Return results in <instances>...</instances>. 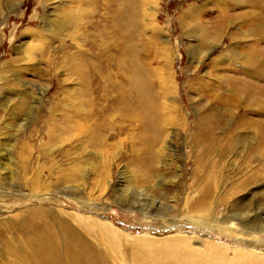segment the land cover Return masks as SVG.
<instances>
[{"label": "rangeland", "instance_id": "1", "mask_svg": "<svg viewBox=\"0 0 264 264\" xmlns=\"http://www.w3.org/2000/svg\"><path fill=\"white\" fill-rule=\"evenodd\" d=\"M74 1L0 0V99L12 101L3 111L8 101L0 100V193L9 190L0 194V264H42L26 240L30 234L41 238L47 227L64 252L59 220L70 222L104 264H133L137 242L148 235L189 237L192 250L215 264H264V154L254 129L264 126V113L256 102L246 103L264 99L252 88L264 89V81L233 60H244L248 51L259 57L243 49L252 36L240 26L246 12L260 14L258 7L236 6L228 14H246L221 25L218 10L227 0H156L159 31L150 41L144 21V39L154 45L143 52V84L171 119L153 151L135 141L140 129L125 128L124 121L101 145L79 139L78 131L67 133L68 123L88 112L79 91L85 69L79 70L74 49L66 51L68 44L83 43L82 29L59 24L68 22L64 15L75 9ZM215 29L218 39L209 34ZM7 81L16 85L5 87ZM245 81L252 85L249 97H242ZM209 115L222 121L212 136L225 140L204 154L196 147L197 124ZM228 135H239L240 143L224 151ZM77 166L82 171L75 182H59ZM194 203L205 206L192 211ZM103 221L127 237L114 233L107 240Z\"/></svg>", "mask_w": 264, "mask_h": 264}, {"label": "bare ground", "instance_id": "2", "mask_svg": "<svg viewBox=\"0 0 264 264\" xmlns=\"http://www.w3.org/2000/svg\"><path fill=\"white\" fill-rule=\"evenodd\" d=\"M227 1H229L230 4L218 10L221 15L219 17V23L225 24L230 18H238V15H245L247 13L245 21L241 22L238 20L242 23L240 26L244 27L242 32L248 37L252 36L250 37L251 41L245 43L246 45L243 49L252 48L253 54H259V57L255 59L252 57V53L248 51L244 54V60L240 58H233V60L236 65L243 67L245 74L252 76L251 78L257 77L261 79V81H264V49H260L261 43L264 42V0ZM74 2L75 9L72 13H68L67 11L64 15L68 18V22L63 23L59 20V24L60 28L67 30L71 28L75 29L76 27L82 29L83 43L68 44L66 46V51L74 49L75 51H73L72 56L78 58L82 62L79 70L85 69V80L80 85L79 91L80 95L86 100L88 112L84 117H80V115L77 114L79 119L74 120L71 124L68 123L67 127H69L67 133H70V136L73 135V130L78 131L79 139H86L90 144L95 142L97 145H101L108 137H115L119 134L120 130L124 128L120 125V122L124 121L125 128L137 126L140 129V132L136 134L137 137L135 141L137 143L151 145L150 149L155 151L154 147L159 143L160 135L164 131V126L169 122V119H171L170 116L168 117L162 113V109L164 110L165 108L160 107L158 95L152 90L150 99L149 87L143 84L144 76L141 67L143 52L149 51L147 48L148 45H154V42L149 41L152 39L151 37L155 38L159 31V26L157 24L159 15L157 10L154 9L156 0H76ZM245 4L258 7L260 14L256 16V13L253 11L239 13L237 15L228 14L231 9L236 8V6H244ZM148 9H150L149 12ZM222 11L225 13L222 14ZM23 17L24 14L22 18ZM146 19L149 21V26L151 28V36L148 42L143 36L144 21ZM217 29L209 33L215 32L216 36L214 35L215 37L213 36V39L219 38L216 32ZM207 36L208 33L203 34V37ZM232 38L236 37L234 36ZM241 41L244 42L242 38ZM254 43L257 44V48H254ZM236 44L237 43H235V45ZM256 49L258 52H256ZM236 52L238 53V50H236ZM236 56L237 54L233 57ZM148 78L147 76L146 79L148 80ZM229 80L233 81L230 78L228 81ZM8 85H11L10 88H12V86L16 84H11V81H7L4 86L8 87ZM250 86H252L251 83L247 84V81L244 82L242 90L244 94L242 97H249V95L253 94V90L254 93L258 92L264 94L263 88H255L253 86L252 90ZM114 91L116 95L113 98L112 95ZM20 92L22 95L25 90ZM221 95L225 97L226 101L228 100V103L232 100L230 95ZM21 97H23V95ZM249 98V101H246V103H252V101L256 102L259 109L264 113V99L262 101H256L251 97ZM0 100L8 101V103L5 102L6 104H2V108H4L2 110H8L10 102L12 101L8 97H2ZM22 106L25 105L22 103ZM80 119L82 120L80 121ZM221 122L220 119L214 120L213 116L209 115L204 117L197 124L198 129L202 133L195 141L196 147H202L204 154L209 153L208 151L211 147L219 148L222 141L225 140L224 135L212 136L215 134V130L219 127ZM254 129H258V133L260 134L259 139L256 138L255 146L264 154V126L257 125ZM237 136L232 135L231 138L228 135L227 144L225 146L223 145L222 149H225L224 151H229L235 143H240ZM65 139L66 138L63 137V140ZM245 139L251 141L253 137H250L248 134ZM80 171H82L81 167H74L71 175H66V177L65 174L59 175V182L62 181L66 184L75 182ZM68 187L79 189V187L75 185ZM200 191L201 198V194H203V196L205 194L204 188ZM7 192L1 191V193L5 194ZM209 194L210 189L205 197ZM83 204L87 205L88 203L84 202ZM204 206V203H198L197 205L194 203L191 206V210L193 211V209H196L200 212ZM200 219L205 223L203 217H200ZM96 220L101 221L98 219ZM104 223L107 225L105 235L107 240H110L114 233L118 234L120 238L124 236L127 237L122 231L107 224V222ZM210 223H214V220L211 219ZM57 227L60 228V232L62 233L64 252L61 251L60 245H58L59 243L52 239L53 236L51 235L53 229L51 227L44 229L43 232L45 235L41 238L32 234L27 237L26 242L33 245V249L36 251L42 264L105 263L102 258L97 256L96 248H93L92 245L82 240L78 234V230L70 222L59 220ZM261 230H264V226L261 227ZM190 240L191 238L189 237L174 236L171 238L167 237L165 240V238L161 239L153 235L145 236L144 240L140 239V241L137 242L138 255L133 264H215V262L211 260L204 261L197 252H194L189 244ZM164 241L172 243L170 245L171 247L165 248V246H161Z\"/></svg>", "mask_w": 264, "mask_h": 264}]
</instances>
